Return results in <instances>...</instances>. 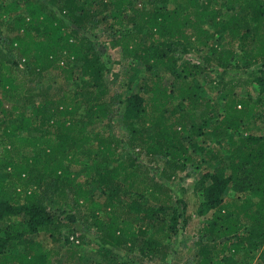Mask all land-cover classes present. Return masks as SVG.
<instances>
[{
	"label": "trees",
	"instance_id": "16d2710c",
	"mask_svg": "<svg viewBox=\"0 0 264 264\" xmlns=\"http://www.w3.org/2000/svg\"><path fill=\"white\" fill-rule=\"evenodd\" d=\"M102 36L122 54L124 70L111 78L95 49ZM206 47L214 53L205 65H180ZM212 65L218 83L206 79ZM51 71L71 88H27ZM262 123L264 0H0V264H54L58 243L84 239L65 235L82 211L106 247L136 251L140 264H173L171 242L191 216L171 180L194 151L208 160L194 207L212 217L186 264H264V134L253 130ZM207 133L224 147L194 144ZM124 143L161 173L122 160ZM65 264L83 263L72 250Z\"/></svg>",
	"mask_w": 264,
	"mask_h": 264
},
{
	"label": "rangeland",
	"instance_id": "374dc122",
	"mask_svg": "<svg viewBox=\"0 0 264 264\" xmlns=\"http://www.w3.org/2000/svg\"><path fill=\"white\" fill-rule=\"evenodd\" d=\"M11 0H8L10 2ZM42 1V0H41ZM45 2H50V0H43ZM13 22L12 19H8V24L11 25ZM4 34L6 38H10L13 36H16L15 34H10L6 29H4ZM99 36H101L100 33L97 32ZM105 39L102 36L97 40V44L95 45V49L97 52L103 51L104 56L107 55L106 61L108 69L111 70V73L109 74V78L112 77V74L114 73H120L122 72L123 65H120L119 62L122 60V54L120 50H113L109 45L105 43ZM105 43V44H104ZM220 44V43H219ZM215 45L214 48H220L222 50L221 45ZM225 49H226V45ZM213 50V46H210ZM210 47H206L202 49L201 52H192L189 55L186 56H180V65L186 62H193L196 64H202L205 65L203 62V58L205 59V56L210 57L214 51L210 49ZM14 58H16V54H12ZM125 65L128 64V60L123 61ZM137 69L143 70L140 65L136 66ZM78 68V67H77ZM208 70L205 73L206 79L209 81L216 80L217 83L219 81V76L215 73L217 70L214 65L207 66ZM258 67H253L252 69H248L245 73H255V70H257ZM144 71V70H143ZM140 72L139 75H143ZM213 71V72H212ZM244 73V72H243ZM58 72L51 71L47 74L48 77L43 78L42 80L38 78V76L33 77L32 83L27 85V88H30L31 92H36L39 90L40 85H43V90L45 92H57L58 90L62 88H71V85L68 84L64 78L58 77ZM141 75V76H142ZM204 80V79H202ZM205 80V81H207ZM208 83V85H207ZM202 84L204 85L205 82L202 81ZM119 86V85H118ZM136 88V85H133V89ZM113 92L115 93H121L124 98L127 97L130 94L129 90H120L117 88H114ZM219 88H217L215 83H209L206 82L205 91L207 95L212 98L213 100H217L219 98L218 93ZM252 94L254 96L257 95V87L253 86L252 88ZM237 92L244 93V89H238ZM124 108L121 107V114L123 112ZM116 124H118V127L116 129L117 134L123 138L124 140H127L129 137V133L122 128V119L121 116H117V118L114 120ZM264 123L260 124L258 128H256V125H254V132H257L259 134H264ZM102 128V125L99 124V126L94 127L95 130H98ZM186 136H191V131L187 132L185 134ZM222 142V147L225 145V140H217L215 137H212L210 133H207L205 137H196L194 138V144L200 147L208 148L209 151L215 152L218 148V143ZM126 143H124V148L121 151V159L126 160L128 158H134L137 160L138 164L143 166L144 170H147L152 175L160 174L162 165L157 166V164H160V162H157L155 159L152 158V156H149L146 151L143 149H132L130 147H127ZM198 149L191 147L190 150ZM28 155H31L29 153ZM194 158L193 162H190L186 165V170L182 174H178L175 178L171 180L172 184V191L173 196L175 200H183L188 205V215L191 216V220L188 222V224L184 227V230L171 242V252L174 254V261L173 264H186L187 260L190 258V255L194 249V244L198 240V235H200L202 225L206 223V221L210 220L212 217V213L207 216H200L197 211L195 210L194 203L197 201H200V195L198 196L196 194V183L203 177L205 171L208 169L207 166V159H204V155L199 151H194L191 154ZM160 179L159 177H157ZM230 191L226 194L229 196ZM99 196V193H96V198ZM102 199V198H100ZM200 203V202H199ZM181 206V205H180ZM84 211H82L81 216L82 219L79 221L77 220V224L74 226L75 229L73 232L69 231L65 233V235L72 237V236H79V238L84 236V239L81 240L80 244H77L75 242L72 243H65V241H62L58 243L55 246V251L60 252L62 254L61 257L54 259V264H65L66 258L70 255V252L77 251L81 262L83 264H124L126 261H130L133 264H140L141 263V257L136 251H131L128 248H111L106 247L101 243L98 236H96L94 229L90 226V221L86 220L85 217H83ZM3 226V223H0V227ZM40 242L46 245L47 238L40 234L38 237H36ZM255 264H259L256 262Z\"/></svg>",
	"mask_w": 264,
	"mask_h": 264
}]
</instances>
